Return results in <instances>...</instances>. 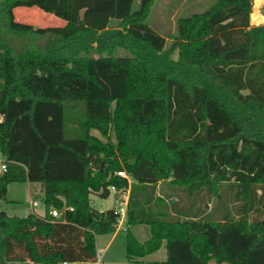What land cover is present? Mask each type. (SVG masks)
Wrapping results in <instances>:
<instances>
[{"label": "trees", "instance_id": "trees-1", "mask_svg": "<svg viewBox=\"0 0 264 264\" xmlns=\"http://www.w3.org/2000/svg\"><path fill=\"white\" fill-rule=\"evenodd\" d=\"M154 1L0 0V202L29 183L44 206L0 211V264L95 262L117 214L90 196L110 187L128 189V261L165 242L164 264H264V217L250 219L264 213V25L253 0H215L168 44L146 24ZM17 7L65 24L17 21Z\"/></svg>", "mask_w": 264, "mask_h": 264}, {"label": "rangeland", "instance_id": "rangeland-1", "mask_svg": "<svg viewBox=\"0 0 264 264\" xmlns=\"http://www.w3.org/2000/svg\"><path fill=\"white\" fill-rule=\"evenodd\" d=\"M215 0H155L151 6L148 14L146 24L155 31L158 35L166 37L167 43L170 42V37L176 33V22L180 18L188 17L195 13H201L206 11ZM138 8V3H134L133 9ZM255 12L261 16L262 20L259 23H252L253 25H264V0L254 6V0L252 5V13ZM251 13V14H252ZM14 16L17 21L31 24L34 27H47V26H63L65 21L57 18L51 14L45 13L37 7H17L14 9ZM117 26L116 21H111L110 27L115 28ZM128 53L123 49L116 48L113 52V56H126ZM96 56V54H94ZM69 115V125L75 126L80 115L79 107L71 110ZM91 134L101 138L96 131H91ZM104 140L103 138H101ZM111 139L113 137L111 136ZM1 158V157H0ZM28 191L22 184H12L9 187L7 198L8 200H15L16 203H3L0 202V210L12 215H25L30 212V206L28 205ZM38 197V196H37ZM90 204L96 210L108 209L114 206V194H109L106 198H100L96 195L90 196ZM36 212L42 213L43 208L39 206L35 208ZM264 213L254 211L250 214V219L263 218ZM146 226V225H145ZM131 234V232L129 231ZM126 232L124 229L118 230V235L109 249L107 255L110 257V252L117 256H120L121 261L119 264H130L125 260V248L124 242L126 241ZM132 235V234H131ZM133 236V235H132ZM109 236H98L97 247L100 248L106 242ZM134 238V237H133ZM135 239V238H134ZM134 261V260H133ZM10 264H22V263H10ZM77 264H95V262H81ZM132 264H137L136 262ZM209 264H216L214 261H210Z\"/></svg>", "mask_w": 264, "mask_h": 264}, {"label": "crops", "instance_id": "crops-1", "mask_svg": "<svg viewBox=\"0 0 264 264\" xmlns=\"http://www.w3.org/2000/svg\"><path fill=\"white\" fill-rule=\"evenodd\" d=\"M251 25H253V24H251ZM0 164H1V158H0ZM0 173H1V170H0ZM13 184H16V183H13ZM21 184L24 185L28 191V195H29L28 196V205L30 206V212L29 213L36 214V215H43L44 206H43V203L41 201L40 185L39 184H29V183H21ZM10 186H12V184H10L8 186L7 193H8V189ZM111 193L114 194V201H115L114 206L111 208H115L118 200L120 199V194L110 191V194ZM7 200H8V198H7ZM8 201H10L11 203H16L15 200H8ZM10 202H8V203H10ZM3 203H5V202H3ZM32 203L33 204L35 203V205H32ZM39 206H41L43 208L42 213H38L35 211L36 210L35 208H38ZM111 208H108V209H111ZM99 211H104V209H99ZM8 215L9 216L23 217V216H26L27 214L21 215V216L12 215V214H8ZM129 231L131 232L133 237L138 242H144L150 237L149 227L147 225L145 226L144 224L132 226L129 228ZM117 235H118V230H116L111 235H103V236H109V238L106 240V242L100 248L97 247V238L98 237H96V253L98 255V259L95 261V264H119V262L121 261L120 256L117 258V256H114V254L112 252H110V257L107 255V253H108L109 249H111V246L114 243ZM125 246H126V241L124 242V248H125ZM124 257H125V260L128 261V259L126 257V252H125ZM165 260H166V249H165V242H163L161 247L157 251H155L151 254H148L142 258H135L134 261H132V262H130V261H128V262L130 264H132L134 262H136L137 264H164ZM7 264H10V263H7ZM22 264H31V263L27 261V262H23ZM70 264H77V263H70Z\"/></svg>", "mask_w": 264, "mask_h": 264}, {"label": "built area", "instance_id": "built-area-1", "mask_svg": "<svg viewBox=\"0 0 264 264\" xmlns=\"http://www.w3.org/2000/svg\"><path fill=\"white\" fill-rule=\"evenodd\" d=\"M0 170L1 172L5 171V164L3 163L2 160L0 164ZM116 175L125 179L128 182V184L131 182L130 178L124 171L117 172ZM109 191L120 194V199L118 200L117 205L114 208L115 213L117 214L116 230H119V229L125 230V221H126L127 205H128V189L117 190L114 187H110ZM32 205H35V203L34 204L32 203ZM66 209H68L69 211H72V208H66ZM61 213L62 211H58L55 209H51L49 211V214L54 218H58L61 215ZM97 259H98V255L96 256V260ZM62 264H70V263L64 262Z\"/></svg>", "mask_w": 264, "mask_h": 264}, {"label": "bare ground", "instance_id": "bare-ground-1", "mask_svg": "<svg viewBox=\"0 0 264 264\" xmlns=\"http://www.w3.org/2000/svg\"><path fill=\"white\" fill-rule=\"evenodd\" d=\"M261 2V0H254V6H257L259 3ZM262 17L259 16L257 13L253 12L251 14V22L252 23H259L262 19ZM263 21V20H262Z\"/></svg>", "mask_w": 264, "mask_h": 264}, {"label": "water", "instance_id": "water-1", "mask_svg": "<svg viewBox=\"0 0 264 264\" xmlns=\"http://www.w3.org/2000/svg\"><path fill=\"white\" fill-rule=\"evenodd\" d=\"M249 19H250V21H251V14H250V16H249Z\"/></svg>", "mask_w": 264, "mask_h": 264}]
</instances>
